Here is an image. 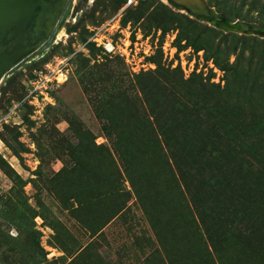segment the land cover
Listing matches in <instances>:
<instances>
[{
	"label": "rangeland",
	"instance_id": "374dc122",
	"mask_svg": "<svg viewBox=\"0 0 264 264\" xmlns=\"http://www.w3.org/2000/svg\"><path fill=\"white\" fill-rule=\"evenodd\" d=\"M216 30L73 0L0 84V264H264V38Z\"/></svg>",
	"mask_w": 264,
	"mask_h": 264
},
{
	"label": "water",
	"instance_id": "95a60500",
	"mask_svg": "<svg viewBox=\"0 0 264 264\" xmlns=\"http://www.w3.org/2000/svg\"><path fill=\"white\" fill-rule=\"evenodd\" d=\"M195 20L239 35L264 38V28L245 21H229L205 0H167ZM73 0H0V84L53 44L66 22ZM192 11V12H191ZM232 22H235L231 24Z\"/></svg>",
	"mask_w": 264,
	"mask_h": 264
},
{
	"label": "bare ground",
	"instance_id": "6f19581e",
	"mask_svg": "<svg viewBox=\"0 0 264 264\" xmlns=\"http://www.w3.org/2000/svg\"><path fill=\"white\" fill-rule=\"evenodd\" d=\"M168 6H170L171 8H173L175 11H179V12H182L183 14H185V15H187L186 14V12L183 10V9H178V8H175L172 4H170L167 0H163ZM210 8V7H209ZM192 12V11H191ZM187 16H189L190 18H192V19H194L191 15H187ZM195 20V19H194ZM197 21V20H196ZM198 22H204V23H206L204 20H200V21H198ZM235 22H237V21H235ZM235 22H230L231 24H233V23H235ZM206 24H208V23H206ZM250 24H252V25H257V24H254V23H250ZM259 26V25H258ZM262 28V27H261ZM218 30V29H217ZM220 31H223V30H220ZM223 32H225V31H223Z\"/></svg>",
	"mask_w": 264,
	"mask_h": 264
},
{
	"label": "trees",
	"instance_id": "16d2710c",
	"mask_svg": "<svg viewBox=\"0 0 264 264\" xmlns=\"http://www.w3.org/2000/svg\"><path fill=\"white\" fill-rule=\"evenodd\" d=\"M217 31V30H216ZM219 32V31H218ZM241 38H244L243 36ZM14 73V72H13Z\"/></svg>",
	"mask_w": 264,
	"mask_h": 264
}]
</instances>
